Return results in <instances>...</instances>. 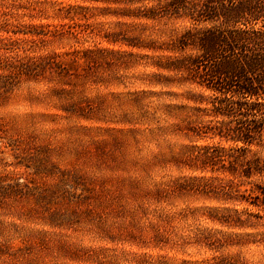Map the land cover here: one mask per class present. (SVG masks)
Listing matches in <instances>:
<instances>
[{"label":"rangeland","instance_id":"obj_1","mask_svg":"<svg viewBox=\"0 0 264 264\" xmlns=\"http://www.w3.org/2000/svg\"><path fill=\"white\" fill-rule=\"evenodd\" d=\"M169 3L0 0V264H264V135L209 136Z\"/></svg>","mask_w":264,"mask_h":264},{"label":"trees","instance_id":"obj_2","mask_svg":"<svg viewBox=\"0 0 264 264\" xmlns=\"http://www.w3.org/2000/svg\"><path fill=\"white\" fill-rule=\"evenodd\" d=\"M169 5L185 10L193 25L176 41L180 50H192L178 63L209 92L205 103L211 115L225 121L208 127L209 136L254 143L264 135V0H170ZM260 193L264 197V188Z\"/></svg>","mask_w":264,"mask_h":264}]
</instances>
